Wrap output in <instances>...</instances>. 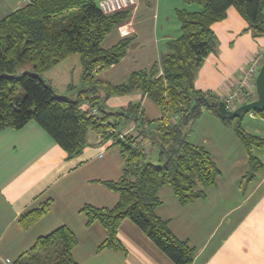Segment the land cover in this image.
Returning a JSON list of instances; mask_svg holds the SVG:
<instances>
[{"label":"trees","instance_id":"16d2710c","mask_svg":"<svg viewBox=\"0 0 264 264\" xmlns=\"http://www.w3.org/2000/svg\"><path fill=\"white\" fill-rule=\"evenodd\" d=\"M185 2L200 8L176 10L181 32L168 40L161 60L149 70L133 71L120 84L99 80L96 74L126 55L132 38H122L109 48L103 43L128 19L129 9L105 13L99 0H32L0 20V129H18L35 120L69 157L87 146L89 130L100 131L125 158L121 178L105 181L119 192L118 202L113 207L86 204L82 208L88 225L98 221L107 230L99 250L124 248L117 232L123 219L130 218L175 263L192 264L195 247L177 237L169 221L156 210L161 203L158 192L165 185H171L180 203L186 205L206 198L205 189L217 183L220 169L210 151L187 138L188 127L205 110L233 125L249 155V177L262 167L254 147L263 146L264 138L245 130L246 113L221 116L211 105L220 100L219 96L198 89L195 80L203 61L218 45L213 23L235 5L249 23L247 30L262 36L264 0ZM75 53L80 55L82 77L76 97H71L62 95L45 74ZM27 63L32 64V70L18 74L17 70ZM137 89L161 109L160 118L146 120L140 101L119 109L106 106L109 96ZM85 102L96 107L98 113L84 109ZM250 112L264 117V110ZM124 122H133L135 129L121 136L118 126ZM153 151L157 152L156 160L151 158ZM52 203L48 198L23 212L18 219L20 226L29 229L50 211ZM77 244L73 229L61 225L40 236L15 264H80L73 256Z\"/></svg>","mask_w":264,"mask_h":264},{"label":"crops","instance_id":"0c3cea01","mask_svg":"<svg viewBox=\"0 0 264 264\" xmlns=\"http://www.w3.org/2000/svg\"><path fill=\"white\" fill-rule=\"evenodd\" d=\"M24 4L22 0H0V20ZM180 8L196 10L200 6L185 0H137L129 8L128 19L103 43L109 48L122 38H132L126 55L97 72L96 77L120 84L133 71L149 70L161 60L168 40L180 34L176 17ZM248 26L235 5L213 23L218 45L197 71L198 89L220 96L244 76L251 55L264 48V35H254ZM45 76L62 95L76 97L82 77L80 55H70ZM139 101L146 120L163 115L140 89L113 94L105 104L109 109H119ZM248 117L243 119L245 130L264 138V117L253 112ZM118 127L130 131L135 124L124 122ZM188 129L187 138L205 146L216 161L220 169L217 183L205 189L206 198L186 205L180 203L171 185L163 186L158 192L161 203L157 214L169 221L177 237L195 247L192 264H264V145L254 147L262 167L250 178L249 155L233 126L205 110ZM151 158L156 160V151ZM124 163L120 148L100 131L89 130L87 146L69 157L35 120L18 129H0V264H15L40 236L61 225H68L78 237L73 256L80 264H177L130 218L123 219L118 227L124 248L99 250L107 230L98 221L88 225L82 208L86 204L113 207L118 202L119 192L105 181L119 180ZM48 198L53 200L50 211L23 229L19 216Z\"/></svg>","mask_w":264,"mask_h":264},{"label":"built area","instance_id":"2783aa9c","mask_svg":"<svg viewBox=\"0 0 264 264\" xmlns=\"http://www.w3.org/2000/svg\"><path fill=\"white\" fill-rule=\"evenodd\" d=\"M30 3L32 0H22ZM100 7L105 13L122 9H129L136 4V0H99ZM264 62V48L251 55L248 65L245 67L244 76L237 80L231 89L219 96L229 110L253 101L257 98L256 78L260 73ZM86 108L91 109L92 114H97L98 109L88 102Z\"/></svg>","mask_w":264,"mask_h":264},{"label":"water","instance_id":"95a60500","mask_svg":"<svg viewBox=\"0 0 264 264\" xmlns=\"http://www.w3.org/2000/svg\"><path fill=\"white\" fill-rule=\"evenodd\" d=\"M257 98L251 102L237 107L235 110H229L222 100H218L211 105L216 107L221 116L237 117L242 113H247L253 110H264V62L259 75L256 78Z\"/></svg>","mask_w":264,"mask_h":264},{"label":"rangeland","instance_id":"374dc122","mask_svg":"<svg viewBox=\"0 0 264 264\" xmlns=\"http://www.w3.org/2000/svg\"><path fill=\"white\" fill-rule=\"evenodd\" d=\"M137 1V0H136ZM32 70V64H30V63H27V64H25L24 66H22V67H20L18 70H17V73L18 74H22L23 72H25V71H31ZM248 115H249V113H246V115L244 116L245 118H249L248 117ZM231 126H233L232 124H230ZM128 131L126 130V131H122L121 130V136H123L124 134H126ZM232 202H233V199H232ZM229 206H231L230 204H229Z\"/></svg>","mask_w":264,"mask_h":264}]
</instances>
